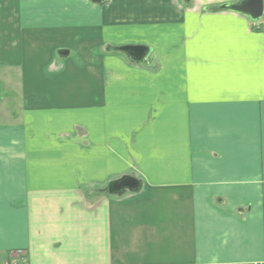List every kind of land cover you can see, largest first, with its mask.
I'll return each mask as SVG.
<instances>
[{
  "label": "crops",
  "instance_id": "obj_1",
  "mask_svg": "<svg viewBox=\"0 0 264 264\" xmlns=\"http://www.w3.org/2000/svg\"><path fill=\"white\" fill-rule=\"evenodd\" d=\"M238 1L0 0V264H264V17Z\"/></svg>",
  "mask_w": 264,
  "mask_h": 264
},
{
  "label": "water",
  "instance_id": "obj_2",
  "mask_svg": "<svg viewBox=\"0 0 264 264\" xmlns=\"http://www.w3.org/2000/svg\"><path fill=\"white\" fill-rule=\"evenodd\" d=\"M100 2L101 0H94ZM219 11L234 12L248 17L250 20L257 22L264 17V0H240L234 4H226L218 8ZM117 52L124 53L131 62L144 65L148 62L150 55V48L147 46H123L116 49ZM59 55H65L60 52ZM142 188L139 180L126 176L118 181L110 183L106 190L110 195H123L127 192L136 193Z\"/></svg>",
  "mask_w": 264,
  "mask_h": 264
},
{
  "label": "rangeland",
  "instance_id": "obj_3",
  "mask_svg": "<svg viewBox=\"0 0 264 264\" xmlns=\"http://www.w3.org/2000/svg\"><path fill=\"white\" fill-rule=\"evenodd\" d=\"M181 4H187L186 0H182ZM18 48L21 50L22 45L18 46ZM116 49H118V48L111 49V50H108V51L117 52ZM10 50H11L10 52H14L12 49H10ZM16 51L19 52L18 50H16ZM20 69H22V67H20ZM11 74L14 75L13 79H14L15 82L18 83V82L21 81L22 77H21V74L19 73V71L16 70V73L11 72ZM5 81H6V77L4 75H1L0 76V100H1V105H2L3 108L7 106V109L11 108L10 109L11 111L13 110V112H18V110H19L18 107H20V104L18 103V101H21V100H12V98L13 97L20 98V94L13 93V90L9 89V88H13V87H7L5 85Z\"/></svg>",
  "mask_w": 264,
  "mask_h": 264
},
{
  "label": "built area",
  "instance_id": "obj_4",
  "mask_svg": "<svg viewBox=\"0 0 264 264\" xmlns=\"http://www.w3.org/2000/svg\"><path fill=\"white\" fill-rule=\"evenodd\" d=\"M22 253L23 252L18 253L20 258L16 259L15 262H10L9 264H29L28 260L25 257V254L23 255Z\"/></svg>",
  "mask_w": 264,
  "mask_h": 264
},
{
  "label": "flooded vegetation",
  "instance_id": "obj_5",
  "mask_svg": "<svg viewBox=\"0 0 264 264\" xmlns=\"http://www.w3.org/2000/svg\"><path fill=\"white\" fill-rule=\"evenodd\" d=\"M118 53H121V52H118ZM122 54H124V53H122Z\"/></svg>",
  "mask_w": 264,
  "mask_h": 264
}]
</instances>
